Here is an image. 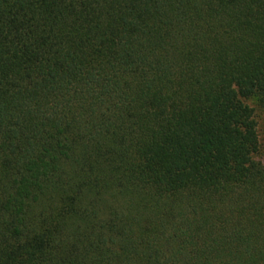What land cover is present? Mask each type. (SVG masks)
Returning a JSON list of instances; mask_svg holds the SVG:
<instances>
[{
    "label": "trees",
    "instance_id": "trees-1",
    "mask_svg": "<svg viewBox=\"0 0 264 264\" xmlns=\"http://www.w3.org/2000/svg\"><path fill=\"white\" fill-rule=\"evenodd\" d=\"M264 0H0V264H264Z\"/></svg>",
    "mask_w": 264,
    "mask_h": 264
},
{
    "label": "rangeland",
    "instance_id": "rangeland-1",
    "mask_svg": "<svg viewBox=\"0 0 264 264\" xmlns=\"http://www.w3.org/2000/svg\"><path fill=\"white\" fill-rule=\"evenodd\" d=\"M244 102L254 111L259 134V153L256 158L264 165V103L258 98H246Z\"/></svg>",
    "mask_w": 264,
    "mask_h": 264
}]
</instances>
